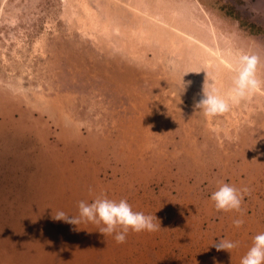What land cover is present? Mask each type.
Segmentation results:
<instances>
[{"label":"rangeland","instance_id":"374dc122","mask_svg":"<svg viewBox=\"0 0 264 264\" xmlns=\"http://www.w3.org/2000/svg\"><path fill=\"white\" fill-rule=\"evenodd\" d=\"M245 56L260 87L197 108ZM220 181L248 189L242 212L215 209ZM100 193L161 228L117 244L53 219ZM260 232L264 0H0V264H240Z\"/></svg>","mask_w":264,"mask_h":264},{"label":"clouds","instance_id":"9594fccd","mask_svg":"<svg viewBox=\"0 0 264 264\" xmlns=\"http://www.w3.org/2000/svg\"><path fill=\"white\" fill-rule=\"evenodd\" d=\"M256 64L257 58L255 56L242 57L241 66L237 70L231 92L227 96L221 95L215 87L209 85L206 88L204 85L203 96L196 107L203 109L208 116L228 112L231 104L240 103L252 91L260 87V81L255 78ZM183 87L184 83L182 82L180 90ZM247 192V188H237L232 184L220 181L210 198L214 202L217 211L242 212V203ZM53 219L77 226L82 223L103 225L99 228V232L104 236H112L117 244L125 243L130 231L137 233L144 231L156 232L161 228L154 213L145 214L142 211H134L126 199L121 198L117 201L108 198L104 193L95 196L91 202L79 201L78 215L72 216L59 210L53 216ZM243 223L242 218L233 220V225L237 228L241 227ZM210 244L217 251L230 252L238 247V242L228 239H220L218 243L212 242ZM240 264H264V232H260L253 237V242L242 256Z\"/></svg>","mask_w":264,"mask_h":264},{"label":"trees","instance_id":"16d2710c","mask_svg":"<svg viewBox=\"0 0 264 264\" xmlns=\"http://www.w3.org/2000/svg\"><path fill=\"white\" fill-rule=\"evenodd\" d=\"M250 27H251V29H253L252 30L253 32H260V30H261L259 28H256L255 26H250Z\"/></svg>","mask_w":264,"mask_h":264}]
</instances>
